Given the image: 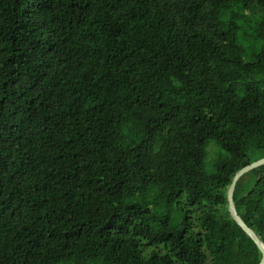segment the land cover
<instances>
[{"label": "trees", "instance_id": "obj_1", "mask_svg": "<svg viewBox=\"0 0 264 264\" xmlns=\"http://www.w3.org/2000/svg\"><path fill=\"white\" fill-rule=\"evenodd\" d=\"M261 158L264 0H0V264H259Z\"/></svg>", "mask_w": 264, "mask_h": 264}, {"label": "water", "instance_id": "obj_2", "mask_svg": "<svg viewBox=\"0 0 264 264\" xmlns=\"http://www.w3.org/2000/svg\"><path fill=\"white\" fill-rule=\"evenodd\" d=\"M264 166V158H261L250 165H247L240 169L233 177L232 183L228 188L226 199H227V210L232 218V220L236 223V225L253 241V243L258 248L259 252L261 253V260L259 264H264V244L259 239V237L251 230L246 223L241 219L239 216L235 204H234V191L237 183L239 180L244 177L249 172Z\"/></svg>", "mask_w": 264, "mask_h": 264}, {"label": "rangeland", "instance_id": "obj_3", "mask_svg": "<svg viewBox=\"0 0 264 264\" xmlns=\"http://www.w3.org/2000/svg\"><path fill=\"white\" fill-rule=\"evenodd\" d=\"M217 155V148L213 142H211L207 148V155L204 161L205 169L210 172L211 170V163L215 159Z\"/></svg>", "mask_w": 264, "mask_h": 264}]
</instances>
